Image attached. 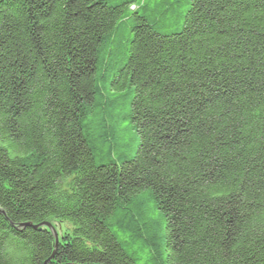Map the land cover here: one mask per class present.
<instances>
[{
  "label": "trees",
  "instance_id": "trees-1",
  "mask_svg": "<svg viewBox=\"0 0 264 264\" xmlns=\"http://www.w3.org/2000/svg\"><path fill=\"white\" fill-rule=\"evenodd\" d=\"M0 264H264V0H0Z\"/></svg>",
  "mask_w": 264,
  "mask_h": 264
},
{
  "label": "water",
  "instance_id": "water-1",
  "mask_svg": "<svg viewBox=\"0 0 264 264\" xmlns=\"http://www.w3.org/2000/svg\"><path fill=\"white\" fill-rule=\"evenodd\" d=\"M42 225H46V226L52 228V230L54 231V234H55V236H56L57 241L59 240L58 233H57L55 227L53 226V224H52L51 222H49V221H45V222L42 223Z\"/></svg>",
  "mask_w": 264,
  "mask_h": 264
},
{
  "label": "rangeland",
  "instance_id": "rangeland-1",
  "mask_svg": "<svg viewBox=\"0 0 264 264\" xmlns=\"http://www.w3.org/2000/svg\"><path fill=\"white\" fill-rule=\"evenodd\" d=\"M53 223V225L55 224V222H52Z\"/></svg>",
  "mask_w": 264,
  "mask_h": 264
}]
</instances>
